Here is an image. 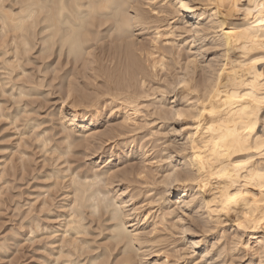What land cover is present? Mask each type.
I'll return each instance as SVG.
<instances>
[{
  "label": "bare ground",
  "instance_id": "obj_1",
  "mask_svg": "<svg viewBox=\"0 0 264 264\" xmlns=\"http://www.w3.org/2000/svg\"><path fill=\"white\" fill-rule=\"evenodd\" d=\"M259 3L264 0H253L251 6L247 0H0L4 35L0 47L5 44L15 51L2 61L6 76L0 78V93L12 89L10 95L19 100L38 88V84L23 86L15 80L26 73L20 56L37 45L41 54L55 49L60 58L64 53L68 62L83 68L65 74L66 95L57 115L67 143L64 148H52L59 151L55 159L68 155L76 141L73 134L83 132L80 140L93 149L92 167L80 175L84 170L52 164L49 176L70 177L63 186L69 187L64 191L67 196L57 202L62 212L56 213V219L62 217L61 221L52 228L38 220L30 232L50 238L43 241L48 250L45 263L203 264L207 260L208 264H235L240 260L264 264V196L258 186H252L264 176L260 159L264 153L253 138L259 132L251 131L253 104L242 99L245 92L259 98L264 84L260 78L264 69L259 65L251 80L247 75L253 68L250 61L261 58L264 34L259 32L256 12L248 15L244 9ZM139 30L148 33L146 40L135 38ZM105 41L107 49L100 54L97 50ZM245 48H249L247 54ZM19 66L20 73L12 76ZM80 74L87 78V85H93L90 92L81 88ZM98 77L102 82L96 85ZM182 84L189 87L182 88ZM79 105L86 111L79 112ZM108 106L109 116L119 113L121 119L97 130ZM4 109L0 115L14 123L22 112L21 103L15 115ZM196 115L199 121L189 119ZM256 115L264 120V113ZM38 124L31 117L25 121L32 128ZM42 138L38 140L47 151L48 138ZM188 144L200 151H185L181 158L179 153ZM107 145L110 152L104 151ZM133 153L140 155L139 162H131ZM197 156L207 169L204 182L183 185L181 191L176 186L181 176L200 178L184 175L182 168ZM127 157L130 162L119 168L117 162ZM176 168L182 169L180 174L174 173ZM232 183L249 193L247 205L241 202L220 214L223 189L232 193ZM47 191L39 192L44 196L40 209L50 213L57 206L52 208L55 198ZM193 196L198 202L189 204ZM197 213L202 219H197ZM209 221L216 223L205 231ZM59 231L61 235H53Z\"/></svg>",
  "mask_w": 264,
  "mask_h": 264
},
{
  "label": "rangeland",
  "instance_id": "obj_2",
  "mask_svg": "<svg viewBox=\"0 0 264 264\" xmlns=\"http://www.w3.org/2000/svg\"><path fill=\"white\" fill-rule=\"evenodd\" d=\"M140 32H141L140 30L135 32V34L137 33L135 35V38L138 40L143 39L142 41L146 40L149 36L148 33L146 31H142V33ZM0 34H1L0 36L1 39L2 36L4 35L2 31L0 32ZM106 43L107 41L103 43V47L101 45L100 49L98 48L97 51L100 54L101 53L103 54L105 48L107 49ZM0 48L2 50L8 49L9 51L8 54H6L7 56L6 55L2 56L0 54V65H1L0 78H3L4 76H6L5 75L6 70L2 67L3 66L2 61L7 57H11V55L15 51L13 52V49H11L12 47L11 48H9V46L6 47L5 44ZM32 48L28 53H25L23 56L22 55L20 56L21 59L20 63L23 65L24 69L26 70V73L25 74H22V72L20 73L22 67L19 66L17 71H15L12 76H15L16 73L19 72L20 73L18 75L19 77L18 76L15 77V80H17L16 83L18 85L21 84L23 86L24 85L29 86L33 83L36 85L38 84L37 85L38 88L37 89L35 88L31 95H27V96L24 95L20 97L19 100H17L16 98L14 99L10 95L12 89L9 90L8 93H0V114L3 112V109L5 108L4 109L5 112L9 111V113H13L15 115L17 110V105L18 104L20 105L21 103V107H22V112L18 116L17 121L15 119L16 121L15 123L11 122V119L0 115V246H2L0 247V253H7V252L11 253V255L8 257L0 255V262L7 261V264H47L44 262V258L45 256L48 255V250H44L43 245L45 241H47L50 238L47 239L46 234H45L46 237L44 238L45 235L42 234L41 232H35L34 234L32 233L30 234V232L33 227L36 228L35 223H37L38 220L43 224V226L45 227L52 226L53 228L54 226L58 225V223L62 219V217L56 219L57 218L56 215L62 212L61 211L62 209L59 207L58 204L64 201L63 200L64 196H67L68 192L64 193V191L68 190L69 187H66L65 190L63 186L69 183L70 176L68 175L67 179L66 177L63 179L61 178L59 179L57 175L56 177L55 175L49 176L48 173L50 172V169L54 165V162L57 166L61 167V169L62 168L64 169V167L66 166V168L68 169L70 168L69 169L70 171L81 172L84 170L83 172H81L80 175H82V173L84 175L86 172L85 169L88 168L90 170V168L92 167L90 159L92 156L91 150L93 149L88 150L87 148L90 147L88 146L86 147V144L82 143L83 141L80 140V138H82L83 132L73 134L74 135L73 137L76 138V141H74L73 144L74 146L71 147V151L70 153H68V155L62 156L60 159L59 158L55 159L58 156L59 151L57 150L58 151L57 152L55 150L56 151L55 152L53 150L54 148H52L54 146L64 148L67 143L63 139V136L65 134V129L63 127L64 125H62L63 123L59 119L57 113L62 105V99L63 97H65L64 87L68 79L67 76L70 73L75 72L76 69L82 70L83 69L82 66L79 64L76 66V64L68 62L67 56H64V53L63 55H61L62 57L60 58V54L58 53L59 52L58 50L54 52L55 51L54 49L53 52H51L50 54L43 55L41 54L38 45L34 46L33 49ZM45 58H47L48 60H45ZM57 64L59 65V67ZM96 66L97 65H95V67ZM65 74L68 75L65 76ZM61 75L64 77V79L63 77H61ZM86 79L87 78L82 77L81 74L79 75L81 88L86 89L88 92H90V89L91 87H93V85L90 84L87 85ZM101 82H102V78L98 77L97 81L93 83L97 85V83L101 84ZM60 84L61 85L63 84V87ZM15 89L16 87L13 88V91ZM72 102L74 101L72 100ZM78 108L80 110L79 112L86 111L85 107L82 105L81 106L79 105ZM146 111L147 110L144 111V114L145 113L148 114V111L147 112ZM110 113L111 110L109 106L108 108L103 109L102 115L100 117V122L97 123L98 126L97 130L103 131L111 124H114L121 119V115L119 113L113 117L109 116ZM30 117L32 120L35 119L36 122L39 123L35 127L36 129L25 125L26 119ZM147 117L149 116L147 115ZM152 117L150 116L148 119L151 120L153 119ZM23 131H25V133ZM20 132H23L22 135ZM37 133L40 134L39 137L37 136ZM40 137L41 138L43 137L42 139L48 138L47 141L48 143H46L47 151H45V148H43L41 143L39 142L41 141L38 140L41 139ZM147 138H144L145 141ZM141 142L139 140L138 144ZM151 145L152 143L150 142L147 146L150 147ZM109 146L110 145H107L104 151L109 150L108 152H110L111 148H109ZM102 154L103 153H101L100 155ZM129 159H131V162L137 163L140 161L141 158L140 155H135L133 153L132 156H129ZM129 159L127 157V159L123 158L122 161H118L117 162L118 167L119 168L125 167L130 162ZM99 161L96 163V165H99ZM114 164L115 163H113L112 165ZM21 166L22 167L25 166L28 169L25 167L22 168ZM101 166L102 164H100L98 168ZM69 170L68 172H70ZM55 181L58 182L57 185L55 183V185L52 186ZM50 183L53 184L51 185ZM49 184L52 187H50ZM45 188L48 190L46 194L52 192L50 193L52 195L51 197L55 198V199H51L54 200V204H55L54 206H52V208L53 207L55 208L57 206L58 209L60 210H57L56 207L55 209L53 208L54 211H52L53 210L52 209L51 210L52 212L46 213L45 210L44 213L43 210L40 209V207L42 208V206H40L42 205L40 204L41 203L40 200L43 199L44 196L43 195L39 196V192L44 190ZM72 194L73 193H71V195ZM52 202L53 201H51V203ZM94 226L96 227L97 225L94 223ZM59 234L61 235L60 231L56 232V234L53 235L58 237ZM49 235L50 234H48V236ZM55 244H60V243L58 241L54 243L53 246ZM244 264H246V262Z\"/></svg>",
  "mask_w": 264,
  "mask_h": 264
},
{
  "label": "snow or ice",
  "instance_id": "obj_3",
  "mask_svg": "<svg viewBox=\"0 0 264 264\" xmlns=\"http://www.w3.org/2000/svg\"><path fill=\"white\" fill-rule=\"evenodd\" d=\"M247 2L249 3V5L251 6L253 3V0H247ZM180 8H185L186 5L184 4H180L179 6ZM244 12L248 15H251L252 12H256V14L259 16L260 18V24L258 26L259 28V32L261 34H264V3H259L257 4L254 8L250 7L249 9H244ZM246 30H241V32L243 33ZM262 43H264V41H262ZM252 52L256 51V46H252L251 48ZM243 52L245 54H247L249 52V48H245L243 49ZM259 55H260V59H252L250 61L251 65L253 66L252 71L250 73H248V78L251 80L252 76L255 75V66L259 65L261 69H264V47L260 48L259 51ZM222 75V73H221ZM260 78L262 80H264V72L260 73ZM175 87V85L173 86ZM180 87L182 88H187L189 87L187 84H182L180 85ZM251 87V85H250ZM255 90V89H253ZM235 95V94H234ZM258 97L252 96L250 93L245 92L244 96L242 97V99L246 102H250L253 104L252 109H250L253 112V116H252V129L251 131L253 132H259V135L254 136L253 138L255 139L257 145H259L260 147L258 148V151H260L261 153H264V120H260L259 117L256 115L257 112L260 113H264V84H262L260 91L258 93ZM201 115H203V113H201ZM209 115H214V113H210ZM190 120L193 121H199L200 120V115H196V116H192L189 117ZM259 125L258 128L256 125ZM209 131L211 132V128H209ZM191 140V138H189ZM185 151L188 152L189 154H195L198 153L200 151V149H197L195 147V145L192 144H188L184 146V150H182L179 155L181 158L185 157ZM261 160H264V155H261L260 157ZM245 164L251 163L250 161H245ZM239 167V166H237ZM183 174L186 176H199V179H184L183 176H181L180 179L176 180V186L177 187H181V191H182V186L183 185H188V184H200L204 182V175L207 171V169L204 166V163L202 161V159L197 156L196 160L191 161V163L186 162L183 166ZM198 169V171H197ZM182 171L181 168H176L174 170L175 174H180ZM167 179V178H166ZM253 187H257L259 188V192L261 193L262 196H264V176L259 177L258 180H254L253 181ZM231 188L234 189V191L232 193L229 192L228 188H224L223 189V193L224 195L222 196V198L219 201V209H220V214H227L231 211L232 208L237 207L238 205L241 204V202H243V204L247 205V198L249 197V193L243 192L241 189H239L237 187V185L235 183L231 184ZM177 196L181 195V192H177L176 193ZM198 197L193 196L192 200L189 201V204H195L198 202ZM254 199V198H253ZM197 215V219H202L199 215V213L196 214ZM245 219L247 220V216L245 217ZM193 224L196 223V220H192L191 221ZM215 221H209L208 223H206L204 225V230L208 231L209 230V226H214L215 225ZM241 228H244L245 225L243 223L240 224ZM237 242H238V238H237ZM0 255L3 256H10L11 253L7 252V253H0ZM0 264H7V261L4 262H0ZM189 264H191V262H189ZM203 264H208V261L205 260L203 262ZM235 264H244V262L237 260L235 261Z\"/></svg>",
  "mask_w": 264,
  "mask_h": 264
}]
</instances>
